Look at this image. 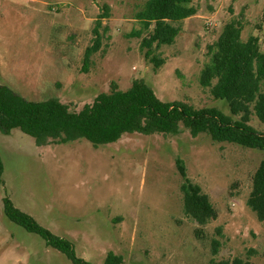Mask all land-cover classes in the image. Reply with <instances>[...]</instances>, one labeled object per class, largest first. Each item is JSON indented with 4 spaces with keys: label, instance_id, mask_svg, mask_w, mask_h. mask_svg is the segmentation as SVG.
I'll use <instances>...</instances> for the list:
<instances>
[{
    "label": "rangeland",
    "instance_id": "rangeland-1",
    "mask_svg": "<svg viewBox=\"0 0 264 264\" xmlns=\"http://www.w3.org/2000/svg\"><path fill=\"white\" fill-rule=\"evenodd\" d=\"M148 0H0V85L31 101L57 98L74 112L111 92L144 80L164 102L197 109L229 104L200 83L209 47L227 23H243V40L260 39L264 51V0H194L196 16L182 23L175 44L156 55V68L141 49L136 13ZM102 20V48L88 70L84 56ZM238 118V117H237ZM250 124L264 133L255 114ZM4 185H0V264H73L36 234L10 221L3 199L34 217L58 237L74 243L76 254L104 264L114 252L124 264H209L242 258L264 264V224L248 207L264 151L209 135L126 134L94 147L86 139L38 147L20 130L0 131ZM210 196L218 218L202 231L184 212L182 176Z\"/></svg>",
    "mask_w": 264,
    "mask_h": 264
},
{
    "label": "trees",
    "instance_id": "trees-1",
    "mask_svg": "<svg viewBox=\"0 0 264 264\" xmlns=\"http://www.w3.org/2000/svg\"><path fill=\"white\" fill-rule=\"evenodd\" d=\"M108 11L106 7L94 31V44L85 51V70L102 48L100 29L102 20L109 18ZM197 13L194 0H148L135 15L141 27L130 36L142 38L145 57L160 68L165 60L156 55V50L175 44L183 21ZM242 33L240 20L234 19L225 25L219 39L209 47L210 61L200 77L203 87L210 88L216 99L229 104L231 115L218 108L197 109L184 102H164L144 80H135L127 91L112 83L110 93L99 95L80 112L72 111L57 98L31 101L10 87L0 85V131L10 134L18 129L34 138L38 147L82 139L99 147L116 143L126 134L166 135L179 133L184 126L195 138L207 134L215 142L264 151V133L250 124L254 114L264 122V51L259 37L243 40ZM176 165L183 180L184 212L202 231L218 218V212L210 196L188 176L185 162L178 158ZM4 172L0 155V185H4ZM3 204L10 221L43 238L47 246L66 255L73 264H92L77 256L74 243L43 227L34 217L17 208L10 198H4ZM247 205L264 224V160L254 176ZM104 264H124V258L110 252ZM209 264L254 263L235 258L214 260Z\"/></svg>",
    "mask_w": 264,
    "mask_h": 264
}]
</instances>
